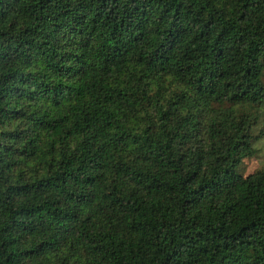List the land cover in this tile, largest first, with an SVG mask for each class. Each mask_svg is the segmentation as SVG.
Returning <instances> with one entry per match:
<instances>
[{"label": "trees", "instance_id": "16d2710c", "mask_svg": "<svg viewBox=\"0 0 264 264\" xmlns=\"http://www.w3.org/2000/svg\"><path fill=\"white\" fill-rule=\"evenodd\" d=\"M264 0H0V264H264Z\"/></svg>", "mask_w": 264, "mask_h": 264}, {"label": "rangeland", "instance_id": "374dc122", "mask_svg": "<svg viewBox=\"0 0 264 264\" xmlns=\"http://www.w3.org/2000/svg\"><path fill=\"white\" fill-rule=\"evenodd\" d=\"M261 127L264 128V117L256 129H260ZM253 147L257 151L256 156L254 159L248 160L243 167L238 169V174L248 176L264 168V137L257 140L253 144Z\"/></svg>", "mask_w": 264, "mask_h": 264}]
</instances>
